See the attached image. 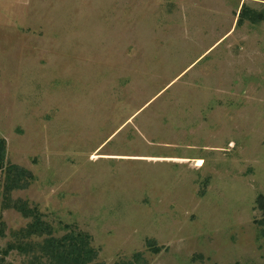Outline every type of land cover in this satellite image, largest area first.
<instances>
[{
	"label": "rangeland",
	"instance_id": "obj_1",
	"mask_svg": "<svg viewBox=\"0 0 264 264\" xmlns=\"http://www.w3.org/2000/svg\"><path fill=\"white\" fill-rule=\"evenodd\" d=\"M0 139L11 202L97 263L264 264V0H0ZM3 183L0 264H30Z\"/></svg>",
	"mask_w": 264,
	"mask_h": 264
},
{
	"label": "trees",
	"instance_id": "obj_2",
	"mask_svg": "<svg viewBox=\"0 0 264 264\" xmlns=\"http://www.w3.org/2000/svg\"><path fill=\"white\" fill-rule=\"evenodd\" d=\"M239 17V23L247 20L255 24L262 19L260 14L246 7L242 9ZM2 175H4L2 188V201L4 205L8 208H15L24 217H30L32 219L26 229L21 230L17 236L28 239L42 238L41 243L36 244L34 248H32L31 243H28L27 246H22L21 243H9L5 253L13 249H19L24 255H31L32 261L30 264H43L41 260H45L46 264H100L96 262L97 251L91 246L90 236L77 232L76 230H69V227H66L68 232L65 235L62 237H53L51 228L42 222L34 211H28L26 205L23 203L11 202V193L27 189L31 176L23 169L9 165L6 162V142L0 139V178ZM256 204L257 208L262 211L263 216L262 221L257 222V225L264 229V197L259 196ZM153 243L148 242V248H150L153 254H157L160 249L155 247ZM134 259L136 262H140V255H135Z\"/></svg>",
	"mask_w": 264,
	"mask_h": 264
}]
</instances>
